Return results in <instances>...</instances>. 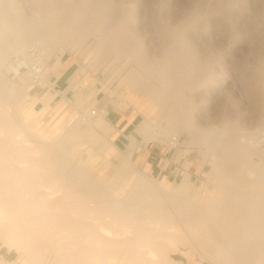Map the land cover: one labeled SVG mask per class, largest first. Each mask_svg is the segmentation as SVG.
<instances>
[{
	"label": "bare ground",
	"instance_id": "bare-ground-1",
	"mask_svg": "<svg viewBox=\"0 0 264 264\" xmlns=\"http://www.w3.org/2000/svg\"><path fill=\"white\" fill-rule=\"evenodd\" d=\"M243 1L226 0L231 7ZM132 16L128 6L114 0H0V66L11 53L28 50L34 40L45 50L81 45L98 36L90 53L99 58L111 51L122 53L161 84L160 88L151 83L163 95L156 100L150 93L149 104L138 109L147 114L167 105L161 111L167 121L163 133H173L169 140L175 145L186 132L187 147H199L202 163L209 155L214 158L208 172L214 191L185 196L184 213L167 214L159 212V197L173 202L178 195L169 186L155 189L139 175L135 194H129L133 200H116L114 193L128 184L134 166L121 164L103 184L85 175L88 160L80 169L72 166L64 145L81 139L78 123L60 132L56 146L31 141L12 105L34 82L25 77L19 80L20 88H14L0 74V234L13 231L11 248L20 244L33 264L46 257L50 264H183L174 259L173 242L190 246L214 264H264V124L250 132L226 118L206 127L195 125L190 90L206 77L208 59H196L177 28L166 32L168 43L158 57L142 56L129 29ZM255 64L254 92L264 107V54ZM130 74L136 85L143 79L138 72ZM46 80L43 75L39 83ZM98 113L90 107L75 118L92 127ZM152 126L145 117L137 125L141 140L153 139ZM258 168L261 175L253 177ZM189 184L183 180L180 187L188 189ZM204 241L206 246L201 245Z\"/></svg>",
	"mask_w": 264,
	"mask_h": 264
},
{
	"label": "rangeland",
	"instance_id": "rangeland-1",
	"mask_svg": "<svg viewBox=\"0 0 264 264\" xmlns=\"http://www.w3.org/2000/svg\"><path fill=\"white\" fill-rule=\"evenodd\" d=\"M114 2L130 8L133 16L129 21V29L134 36V41L141 45L142 56L150 59L158 57L168 43L166 32L168 29L177 28L183 32L182 43L184 42V47L200 62L208 59L206 77L201 78L204 82L197 83L190 90V99L194 104L192 119L195 125L206 127L217 124L222 118H226L231 122L238 123L237 125L245 132L253 131L257 126H263L264 107L261 99L254 92V70L258 57L264 54V0H244L236 3L233 7L228 5L226 0L221 5H218V0H114ZM87 39L81 45L64 44L44 50V58L47 61L44 78L47 80L42 82L43 84L40 82L31 85L29 93L13 102L12 111H14L15 119L20 125L24 126L30 140H40L41 143H47L51 146H56L58 136L66 127L71 125L72 122L73 124L78 123V132L81 139H71L66 144L67 146L64 145L72 166L80 169L90 155L102 157L96 163L88 166L85 175L103 184L112 179L121 164L130 163L135 170L130 174L128 184L118 189L113 197L116 200L130 203L133 199L129 194H135L133 188H136L134 186L136 179L139 175H142L155 189L161 190L170 187L169 191L175 196L178 195L173 202L159 197L158 204L161 206L159 212L163 211L171 214L176 211V214L181 215L184 213L182 211L185 208V203L182 199L185 196L192 197L200 191L206 195L211 189L214 191L212 178L208 176L211 168L210 164L214 162V158L209 155L202 163L203 156L198 151L199 147L196 145L187 147L188 135L186 132L180 135L178 143L171 144L169 137H173L174 134L170 133L169 136H166L163 133V127L166 126L167 121L162 117L161 111L162 109H168L166 104L159 105L160 107L156 106L147 114H142L146 122L151 126L153 125L154 140L144 138L141 141L156 146L160 145L169 154L177 148V154L190 153V157L195 158L197 167L204 165L200 176H193L189 179L187 173L181 181L170 182L169 185L165 184V178L159 179L146 173L137 164L136 159L131 158L132 151L140 141L132 149L128 148L126 151H121V155L114 156L112 151H118V149L112 147L110 141L99 136L98 133L100 132L98 130H96L97 132L94 131L83 123V120L79 123L78 119L75 118L76 113H73L74 111L64 115L56 111L61 97L55 95L54 89L56 87L48 79L50 73L48 67L52 66L58 58L62 61L77 58L80 64V74L82 76L85 74L90 75L87 84L89 88L105 84L110 90L124 94L119 80L127 73L128 81L140 93L138 106L149 104V101H151L150 93L155 96L156 100L163 95L156 88H152L151 85V83H155L156 86L159 84L157 87L161 88V84L137 60L113 51L99 58L94 53H90L99 43V37L91 36ZM41 45L39 41L34 40L29 48L44 49V46ZM26 51L11 53L9 60L0 66V74L10 79V84L14 88H20L22 83L14 74L9 75L10 69L13 68L10 67L12 65L10 62L13 56L23 54ZM11 71L14 72V69H11ZM134 71L140 73L143 77L137 85H135V77L130 74ZM200 72L197 71L198 74ZM48 90L51 92V96L47 100L48 107L45 111L36 114L42 107L41 97ZM35 95L41 99L39 98L40 100L32 107V97ZM66 99L73 101L74 97ZM131 103L138 110L137 104L133 101ZM83 111L84 109H79V113ZM98 118L99 116L93 120V124ZM31 141L27 144H32ZM261 147H264V143ZM178 148L183 149V151H179ZM110 156L113 158H110ZM258 162L261 163V161ZM261 171L262 168L261 170L260 168L255 169L252 176L259 177ZM183 180L190 182L188 189L183 190L180 187ZM219 181L226 182V180ZM147 198L149 199V197ZM177 233L181 232L178 231ZM14 238L16 236L13 231L0 234V264H33L20 244H15L10 249L2 245L6 243L12 246L15 241ZM173 244L176 249L174 259L183 264H214L205 258L203 259L200 252L194 251L190 246L183 245L180 242H173ZM201 245L206 246L207 242H201ZM41 264H50V258L46 257Z\"/></svg>",
	"mask_w": 264,
	"mask_h": 264
},
{
	"label": "crops",
	"instance_id": "crops-1",
	"mask_svg": "<svg viewBox=\"0 0 264 264\" xmlns=\"http://www.w3.org/2000/svg\"><path fill=\"white\" fill-rule=\"evenodd\" d=\"M48 69V72H50L48 79L56 87L54 89L55 95L61 97L56 111L64 115L70 111L78 113L80 108L84 109V111L90 107L96 108L99 113L95 118L98 116L99 118L98 120L96 119L91 128L94 131L98 130L100 132L98 133L99 136L110 141L112 146L118 149V151H112L114 156L121 155V151H126L128 148L132 149L140 141L132 151L131 158L136 159L137 164L151 176L159 179L165 178L169 182L181 181L187 173L189 174V179L193 176H200L204 165L197 167V162L194 157H190V153L177 154L176 148L174 152L169 154L160 145L156 146L155 144L141 141L136 127L142 121V113L131 103L133 101L138 106L140 93L128 81L127 73L119 80L124 93L120 94V92L110 90L105 84L89 88L87 84L90 80V75L85 74L82 76L80 74V64L77 58L74 60L69 58L64 61L58 58ZM80 88L81 90H79ZM50 96L51 92L48 90L41 97L42 99L36 95L32 97V107L40 99L43 101L42 107L36 114L47 109V100ZM70 97H74L73 101L66 99ZM47 125L49 127L48 123ZM133 141L135 142L129 146ZM179 151H183V149H179ZM110 158L113 157L110 156ZM99 159H102V157L90 155L86 160L94 164ZM2 245L9 249L11 248L10 244L4 243Z\"/></svg>",
	"mask_w": 264,
	"mask_h": 264
},
{
	"label": "built area",
	"instance_id": "built-area-1",
	"mask_svg": "<svg viewBox=\"0 0 264 264\" xmlns=\"http://www.w3.org/2000/svg\"><path fill=\"white\" fill-rule=\"evenodd\" d=\"M44 49L42 48H29L23 54H16L13 56L10 63L14 72H9V75H15L18 80L26 79L31 80L35 84L39 83V80L43 77L47 67V61L44 58Z\"/></svg>",
	"mask_w": 264,
	"mask_h": 264
}]
</instances>
